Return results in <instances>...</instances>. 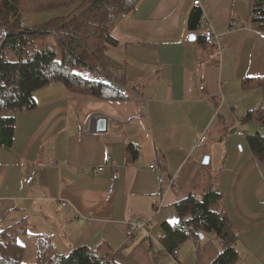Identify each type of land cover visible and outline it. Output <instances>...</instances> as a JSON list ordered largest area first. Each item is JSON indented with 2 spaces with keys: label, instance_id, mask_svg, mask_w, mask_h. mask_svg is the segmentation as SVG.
<instances>
[{
  "label": "crops",
  "instance_id": "obj_1",
  "mask_svg": "<svg viewBox=\"0 0 264 264\" xmlns=\"http://www.w3.org/2000/svg\"><path fill=\"white\" fill-rule=\"evenodd\" d=\"M195 1L140 0L119 20L106 62L126 78L125 99L53 84L35 93L34 109L15 115L13 144L0 147V216L20 231L24 264H36L40 235L62 255L88 246L119 264H211L223 248L215 235L174 256L162 225L179 222V202L212 189L221 193L215 210L231 223L240 264H264V159L250 141L264 138V32L252 22L254 0ZM197 8L204 21L190 31ZM208 27L220 44L205 41ZM246 79L261 83L245 89ZM130 144L139 149L134 158ZM108 156L115 167L105 166ZM152 163L174 175L175 186L161 185ZM134 217L145 230L130 240Z\"/></svg>",
  "mask_w": 264,
  "mask_h": 264
},
{
  "label": "trees",
  "instance_id": "obj_2",
  "mask_svg": "<svg viewBox=\"0 0 264 264\" xmlns=\"http://www.w3.org/2000/svg\"><path fill=\"white\" fill-rule=\"evenodd\" d=\"M139 2L82 0L68 15L27 26L23 12L47 11L71 5L75 0H0V147L12 146L15 115L35 108V93L40 89L61 84L75 95L109 101L126 98L121 91L126 78L109 68L106 53L117 45L113 30L119 20L134 12ZM252 15L253 25L264 32V0H254ZM203 20L202 10H193L190 31L200 28ZM49 39L54 41L52 45L47 44ZM254 81L246 79L244 88L261 83ZM259 114L263 118L264 110ZM252 115L249 113L247 118ZM250 141L254 152L264 159V138L257 135ZM127 152L134 158L139 149L130 144ZM220 199L221 193L212 189L203 198L190 195L179 202V222L162 225L165 249L173 253L189 241L199 242L203 234L215 235L223 248L211 264H240L231 223L215 210ZM19 232L14 226L3 227L0 216V264H24ZM135 236V232L131 233L130 240ZM38 247L36 264H119L88 246L78 247L68 255L59 254L45 235L38 237Z\"/></svg>",
  "mask_w": 264,
  "mask_h": 264
},
{
  "label": "built area",
  "instance_id": "obj_3",
  "mask_svg": "<svg viewBox=\"0 0 264 264\" xmlns=\"http://www.w3.org/2000/svg\"><path fill=\"white\" fill-rule=\"evenodd\" d=\"M195 5H199V1L198 0L195 1ZM204 23H206V25L208 26V22L206 20H205ZM205 41L208 44H210V45L220 44V36L211 27H208L206 29V31H205ZM146 105H147V102L143 103V105L141 106L142 109H146L147 108ZM238 135L241 136L243 139L247 137V134H246V132L244 130H240L238 132ZM205 140H206V136H202L199 139V141H197L195 143V145L196 146H200V145H202L205 142ZM237 148H238L239 152H244L245 146L241 142V143L237 144ZM105 166L106 167H110V168L115 167V161H114L112 156H108L107 157V162H106ZM105 166L98 167L97 171L98 172H102L105 169ZM150 170H151L152 173H154L158 177V180H159L161 185L167 184L168 189L172 188L173 186H175L176 177L174 175L173 176H168V174L165 173L163 170H161V168L156 163H152L150 165ZM35 177H36V171L33 170L24 178L23 184L25 186L31 185L35 181ZM261 204H262V207L264 209V198L262 199ZM82 220H84V219L82 218ZM130 223H131V226H132V232L136 233L139 230H143V231L145 230L144 221L138 219L137 217H134L130 221ZM154 251H157V250H154ZM173 254H174V256H176L178 254V250H175Z\"/></svg>",
  "mask_w": 264,
  "mask_h": 264
},
{
  "label": "rangeland",
  "instance_id": "obj_4",
  "mask_svg": "<svg viewBox=\"0 0 264 264\" xmlns=\"http://www.w3.org/2000/svg\"><path fill=\"white\" fill-rule=\"evenodd\" d=\"M82 0H75V3L71 5H65V6H60L51 10L47 11H38V12H23L22 18L27 26H34V25H41L44 24L46 21L57 17V16H64L68 15L69 13L72 12V10L78 6L81 3ZM54 41L55 39L52 38ZM47 40V44H53V40Z\"/></svg>",
  "mask_w": 264,
  "mask_h": 264
},
{
  "label": "water",
  "instance_id": "obj_5",
  "mask_svg": "<svg viewBox=\"0 0 264 264\" xmlns=\"http://www.w3.org/2000/svg\"><path fill=\"white\" fill-rule=\"evenodd\" d=\"M192 37V36H191ZM100 130L101 131H105L106 127H107V120L101 118L100 120ZM201 238H203V235L201 236Z\"/></svg>",
  "mask_w": 264,
  "mask_h": 264
},
{
  "label": "snow or ice",
  "instance_id": "obj_6",
  "mask_svg": "<svg viewBox=\"0 0 264 264\" xmlns=\"http://www.w3.org/2000/svg\"><path fill=\"white\" fill-rule=\"evenodd\" d=\"M189 39H195V37H189ZM173 223H176L177 221H172Z\"/></svg>",
  "mask_w": 264,
  "mask_h": 264
}]
</instances>
